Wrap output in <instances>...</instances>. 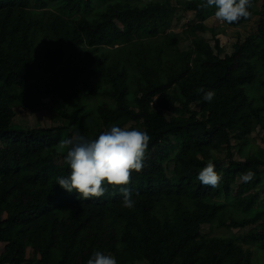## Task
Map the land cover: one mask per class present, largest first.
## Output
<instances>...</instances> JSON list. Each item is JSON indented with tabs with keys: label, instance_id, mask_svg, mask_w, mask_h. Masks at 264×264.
Wrapping results in <instances>:
<instances>
[{
	"label": "trees",
	"instance_id": "1",
	"mask_svg": "<svg viewBox=\"0 0 264 264\" xmlns=\"http://www.w3.org/2000/svg\"><path fill=\"white\" fill-rule=\"evenodd\" d=\"M201 2L0 0V264H87L94 250L120 264H249L243 244L264 249V149L247 150L264 130V0H252L249 18L224 22L247 23L261 2L256 32L233 53L222 57L219 39L218 52L202 41L172 52L180 9L201 21L215 12ZM100 90L112 102L87 110ZM46 100L61 124L14 123ZM113 124L151 132L146 162L128 182L134 207L112 186L82 201L57 184L70 173L61 142L95 139ZM209 162L222 176L216 188L196 179ZM204 224L249 230L211 236Z\"/></svg>",
	"mask_w": 264,
	"mask_h": 264
},
{
	"label": "clouds",
	"instance_id": "2",
	"mask_svg": "<svg viewBox=\"0 0 264 264\" xmlns=\"http://www.w3.org/2000/svg\"><path fill=\"white\" fill-rule=\"evenodd\" d=\"M252 0H202V9L215 8L214 16L218 21L232 24L250 17ZM203 91V90H202ZM214 91L203 93L202 100L211 103ZM151 132L143 124L128 127L113 124L101 132L95 139L73 134L61 142V149L66 148L65 162L70 167L67 176L57 177V184L69 193H77L80 200L100 198L112 186L123 195V203L134 207L137 203L128 182L132 179L133 169L143 168L147 155ZM254 173H245L244 183L254 178ZM196 179L201 185L216 188L222 176L209 162L199 170ZM87 264H120L119 257L113 252L94 250Z\"/></svg>",
	"mask_w": 264,
	"mask_h": 264
},
{
	"label": "rangeland",
	"instance_id": "3",
	"mask_svg": "<svg viewBox=\"0 0 264 264\" xmlns=\"http://www.w3.org/2000/svg\"><path fill=\"white\" fill-rule=\"evenodd\" d=\"M255 13L250 21L241 25V26H228L224 22L218 21L213 14L210 15L206 20L197 19L195 12L184 11L180 9L178 11V16L181 17V20L171 29L174 33H171L172 39L176 43H172L171 51L174 52L175 49L181 51H187L190 49H195L198 42L202 41L204 43L211 44V46L216 48V40H220V45L222 51L220 52L221 56L224 57L227 54H231L235 50V44L238 41H244L249 35L253 34L257 30V25L260 20V14L262 12L261 2L257 3L254 6ZM164 36V39L168 38ZM167 47V44H165ZM216 52H218L216 48ZM261 79H264V73L260 74ZM105 101L112 102L102 90H100L93 98L85 101L86 109L92 110L96 109L97 105ZM50 103L46 100V104L37 110H19L17 115L14 118V123L24 127V128H36V127H52L58 126L61 124V121H58L53 117V114L50 110ZM74 106L71 108L73 109ZM197 108V106H194ZM252 149L249 147L247 150H252L259 152L260 148L264 149V130L260 127L257 128L252 133V140L250 142ZM236 142L233 140V151L234 155L238 159H242L245 156L241 154L236 148ZM250 146V147H251ZM246 153V152H245ZM263 156L264 153L262 152ZM63 162L62 159L59 160V163ZM259 199L257 204L264 203V188L260 191ZM256 204V205H257ZM249 230V227L244 229H227L226 227H211L210 224H204L202 232L205 235H218V236H243L246 235ZM243 249L246 254V258L249 256V264H264V249L257 244H243ZM4 250V245L0 243V253ZM28 256H33V249L28 248ZM130 264H149L147 261L138 259Z\"/></svg>",
	"mask_w": 264,
	"mask_h": 264
}]
</instances>
